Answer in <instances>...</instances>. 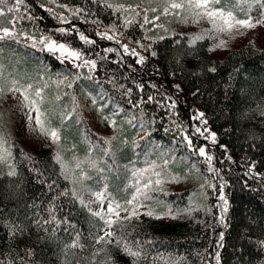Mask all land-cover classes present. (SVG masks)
<instances>
[{
	"label": "trees",
	"instance_id": "1",
	"mask_svg": "<svg viewBox=\"0 0 264 264\" xmlns=\"http://www.w3.org/2000/svg\"><path fill=\"white\" fill-rule=\"evenodd\" d=\"M162 4L24 0L9 14L14 28L0 19L17 33L0 41V133L13 161L12 171L0 172V264H217V252L219 264H264V48L248 43L219 57L209 37L193 43L196 32L180 26L183 12L162 15ZM248 14L258 18L259 4ZM145 15L160 19L144 24ZM45 38L66 41L82 58L61 60L40 43ZM12 80L43 89L59 144L21 146L5 103ZM69 170L83 191L129 211L117 218L91 208ZM148 181L149 199L139 196L138 216L125 219L133 207L126 201ZM124 243L141 256L127 255Z\"/></svg>",
	"mask_w": 264,
	"mask_h": 264
},
{
	"label": "snow or ice",
	"instance_id": "2",
	"mask_svg": "<svg viewBox=\"0 0 264 264\" xmlns=\"http://www.w3.org/2000/svg\"><path fill=\"white\" fill-rule=\"evenodd\" d=\"M10 0H0V19H6L10 24L14 25L16 23V19H13L9 16L11 13H18L20 9V5L24 3V0H11V6H9ZM53 3H55V0H53ZM252 3H257L260 6V16L256 18L255 20L248 14L249 9L251 8ZM231 5V6H229ZM243 5H247L248 7L245 8ZM111 7V5H108ZM63 7H67L66 5H63ZM139 7V6H137ZM124 9V5H120L117 8V11ZM239 9L240 12L243 13V18H240L236 14V10ZM125 11H133L135 12V9H124ZM48 11H52L51 9H48ZM79 11L82 10H76L73 14H78ZM147 11V9L145 10ZM151 11L156 12L157 8H152ZM181 12L185 13L184 19L187 20L188 16H192L193 18H196V22L199 21V19L207 18L211 21L213 29L217 33H227L232 34L234 31H239L241 29H252L255 28L259 24H264V0H163L161 14L162 15H173L179 17L181 15ZM139 14V13H137ZM160 16L157 15L154 17L153 20H149L148 16L145 15L143 17L144 24L148 23H154L155 20H159ZM132 21L129 20L127 23H131ZM158 27H163V25H157ZM13 28L9 27H0V41L8 39H15L17 36V33L13 30ZM61 32H65V29H60ZM104 36L111 40L113 39L112 36L107 35V33L104 34ZM79 39L81 41H84L85 43H94V41H91L88 39L87 36H85L83 33H80ZM204 39L203 35H198L193 38V43L197 40ZM47 40V43L45 41ZM40 43L45 44V47L47 51L51 53H59L61 56H63L65 59L77 61L82 58V53L72 49L68 45L64 43H58L55 40H51L49 38H45L40 41ZM226 42L221 40L220 43L217 45V47H223ZM35 47V44L33 45ZM124 51L129 52L128 47L125 45ZM108 52L115 51V49H107ZM132 55H138V53L135 52L133 49L131 52ZM155 55V53H153ZM144 57L139 58V62H143ZM83 65H91L92 68H95V61H89L84 60ZM83 65H77V67H81ZM211 71H215V69H211ZM3 80V70L0 68V81ZM71 87V84L68 85ZM5 86L3 83H0V95H3L5 93ZM8 92L12 93H20L22 96V103L25 104L26 107L30 109V112L28 115V120L30 122L34 121L35 125L37 126V129L42 135L49 137L53 143L59 144L61 140V134L60 130L56 128L50 127V122L48 120L47 113L42 110V105L45 103V98L42 95L43 89L36 88L33 89L32 84L22 85L18 80H12L9 82V86L7 88ZM59 99V97H57ZM74 99V98H73ZM151 97H149V100ZM95 102V101H94ZM32 112L35 113V116L31 114ZM204 117V113L201 112L198 114V116L194 117V119L201 120ZM130 123V121H129ZM204 124H207L206 120H203ZM111 124L115 127L116 121H111ZM206 131V130H205ZM196 133H199L201 136L204 135V132L201 131L200 128L195 129ZM211 139L213 142L216 140L215 134H212ZM6 141L4 140V137L2 133H0V145L4 144ZM107 143H110V141H106ZM189 145H191L192 141L189 139L188 141ZM4 153H7V149H4ZM199 155L205 156L206 151L204 147H201L199 149ZM3 154H0V159H3ZM57 160H60L59 154H57ZM207 159L211 161L212 157L207 156ZM79 167V165H77ZM14 175L15 173H10ZM158 175V174H157ZM84 179H88L86 174L83 176ZM157 185L161 183L159 179L155 181ZM151 181L145 182L143 185V189L140 187H136L135 194L132 195L130 200L126 201L127 205H132L131 209V215L129 217H125V219H130L131 216H138L137 208L140 206H143L139 203V196L143 195L145 199H149L147 197L146 193L144 192V189H148L150 187ZM95 195L98 197V199L103 200L104 199V193L97 192ZM221 200H224V196H220ZM227 204V201H225V205ZM120 210H123L125 212H128V207H125L119 203H115V206L112 205L109 206L108 212L115 215L117 218L120 217ZM227 208L225 207V211ZM148 216L153 215V211L149 210L146 213ZM95 215H100V213H95ZM159 218V217H157ZM107 224L111 225L113 223H116V221L109 219L106 221ZM113 233L111 232H105L104 237H111ZM104 237H100L99 240H104ZM223 239V236L221 234V240ZM99 242V241H98ZM108 243H111V240L107 241ZM120 241H117V245H120ZM77 245H72V247H76ZM123 250L125 253L133 258H139L141 256L140 251H133L131 247H129L126 243L123 244ZM217 264H219V253L216 254ZM133 264H135V260L133 261Z\"/></svg>",
	"mask_w": 264,
	"mask_h": 264
},
{
	"label": "rangeland",
	"instance_id": "3",
	"mask_svg": "<svg viewBox=\"0 0 264 264\" xmlns=\"http://www.w3.org/2000/svg\"><path fill=\"white\" fill-rule=\"evenodd\" d=\"M186 14L183 13L181 20V28L189 30L191 32H196V36L203 35L204 37H209L211 40L212 53L222 57L224 53L231 50L232 48L239 47L244 44L251 43L259 48H264V24H259L252 29H241L239 31H234L232 34L227 33H217L212 26V23L207 18L199 19L196 22V18L188 16L187 20L184 19ZM55 40V39H51ZM223 40L226 43L223 47H217L220 41ZM58 43H64L71 47L74 50L79 51L77 48L72 47L69 43L63 40H55ZM47 43V41H46ZM80 52V51H79ZM57 57L61 60L74 64L78 63L79 60L73 61L65 59L59 53H55ZM22 96L20 93H10L5 98V103L8 105V114L9 118L12 121L13 128L18 135V140L21 146L25 150H34L35 148L48 144L52 140L49 137L42 135L37 129L34 121L30 122L28 120V113L30 109L25 106L22 102ZM33 117L35 113H31ZM4 149H7V153H4ZM0 154H3V159H0V172L12 171L13 170V161L11 159V149L7 146L6 143L0 145ZM68 173L73 176L70 177L72 184L76 190L80 192L81 197H85L90 204L91 208L103 211L105 208H108V202L106 200H100L97 196L94 195L92 191L87 190L88 192L83 191L85 187L82 180L77 178L72 174V171Z\"/></svg>",
	"mask_w": 264,
	"mask_h": 264
}]
</instances>
